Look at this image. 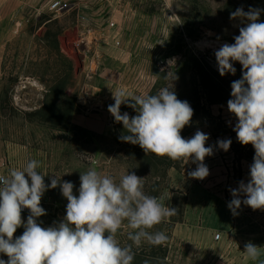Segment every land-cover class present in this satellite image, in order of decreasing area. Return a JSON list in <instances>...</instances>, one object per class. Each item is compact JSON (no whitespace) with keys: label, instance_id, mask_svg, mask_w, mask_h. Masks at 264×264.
I'll return each mask as SVG.
<instances>
[{"label":"rangeland","instance_id":"obj_1","mask_svg":"<svg viewBox=\"0 0 264 264\" xmlns=\"http://www.w3.org/2000/svg\"><path fill=\"white\" fill-rule=\"evenodd\" d=\"M75 3L78 7L71 12H42L10 32L0 75V173L22 169L35 159L38 170L48 174L46 184L56 175L62 182H72L78 195L80 172L95 168L117 182L135 172L144 177L146 194L177 213L149 230L163 231L168 237L159 246L142 242L136 247L128 239L135 230L124 222L116 238L122 247L133 244L132 264H264V210L241 204L238 215H233L228 208L233 198L230 189L238 188L242 180L248 182L255 154L251 144L238 142L233 131L237 119L227 109L231 83L241 78L242 66L236 62L235 75L221 76L214 55L222 44L234 43L233 37L245 26L243 18L232 19L230 14L240 7L258 8L262 10L259 22H264V0ZM81 17L86 18L83 23ZM111 23L115 28L110 30ZM81 31L97 39L87 57L74 51ZM115 40L121 42L120 49L113 47ZM164 87L172 88L194 109L181 135L187 139L197 130L209 135L206 146L213 147V154L204 160L209 175L203 181L188 175L197 166L191 159L186 163L145 154L139 145L119 139L125 130L108 111L114 104L112 91L146 96ZM84 89L90 90L88 100ZM81 98L86 100L84 107ZM97 103L101 109H91ZM129 103L133 101L122 104L120 111L135 116ZM223 139L232 140L228 151L217 146ZM220 197H226L225 204ZM66 205L60 187L49 188L41 200L47 214L38 222L43 227L60 222ZM222 209L237 218L234 228L243 231L240 235L224 233L215 239L213 221L221 217ZM27 217L22 219L26 222ZM23 231L18 228L14 236ZM249 241L259 246L255 259L244 252ZM0 259L8 257L0 253Z\"/></svg>","mask_w":264,"mask_h":264},{"label":"clouds","instance_id":"obj_2","mask_svg":"<svg viewBox=\"0 0 264 264\" xmlns=\"http://www.w3.org/2000/svg\"><path fill=\"white\" fill-rule=\"evenodd\" d=\"M261 9L237 8L230 18H243L245 26L239 28L234 43H224L214 55L221 76L235 75L234 63L242 66V76L231 83V99L227 109L237 122L233 128L241 145L251 144L255 150L249 166V180L239 182L230 189L232 200L228 208L238 215L241 204L253 210H264V22H259ZM114 104L108 111L114 121L122 123L125 130L119 139L139 145L145 154L167 156L174 161L191 159L197 166L188 173L191 178L204 179L209 169L204 164L213 154L206 146L209 135L197 130L190 138L181 131L190 125L194 109L186 100H180L172 88H161L155 95L133 96L124 90L112 91ZM136 110L135 116L121 113V105ZM231 139L217 141V146L228 151ZM39 161L32 159L22 169H11L0 175V253L8 260L0 264H132L133 244L142 242L151 246L164 244L168 237L163 231H149L166 218L176 215L177 209L159 202L158 198L144 192V177L135 172L122 175L117 182L111 175L95 168L80 172L78 195L75 185L61 181L56 175L50 184L45 183L38 169ZM67 174V173H66ZM60 187L66 198V215L53 226L43 227L38 218L46 215L41 206L44 193ZM241 196L244 199H241ZM30 214L26 222L22 210ZM135 230L128 233L133 242L121 246L116 238L124 222ZM23 227V234L14 236ZM244 252L252 259L259 255V246L247 242ZM145 264H148L145 261Z\"/></svg>","mask_w":264,"mask_h":264},{"label":"crops","instance_id":"obj_3","mask_svg":"<svg viewBox=\"0 0 264 264\" xmlns=\"http://www.w3.org/2000/svg\"><path fill=\"white\" fill-rule=\"evenodd\" d=\"M41 2L42 0H0V75L3 72L2 66L6 48L11 42V30H17L18 26H22L24 23H29L32 17H35L36 19L37 16L40 14L39 10L42 4L39 8L37 7ZM13 4L15 5V7H12ZM11 15H15L14 20H11ZM1 133L2 130L0 124V135ZM224 200L226 201V197L219 198V202L221 201L222 204H225ZM218 214L221 215V217L215 218L213 222L215 225L214 228L218 232L217 235H220V239L222 238V236H224V233H227V235L229 236H237L243 232L237 227L234 228V224L237 218H231L230 213L228 211H223L222 209V211L219 210Z\"/></svg>","mask_w":264,"mask_h":264},{"label":"built area","instance_id":"obj_4","mask_svg":"<svg viewBox=\"0 0 264 264\" xmlns=\"http://www.w3.org/2000/svg\"><path fill=\"white\" fill-rule=\"evenodd\" d=\"M76 7H78V4L75 3V0H46L44 2V5L41 6L39 12L40 13L47 12V13L52 14V15H63V14H66L68 12H71ZM85 19L86 18L81 17V22L83 23L85 21ZM114 28H115V23H111L110 26H109V29L111 30V29H114ZM96 40H97L96 38L89 36V33H84L83 31H81V38L75 44L74 51L77 52L78 54H81V55H84L85 57H87L93 51ZM113 47L117 48V49H120L121 48V42L119 40H115L113 42ZM89 94H90V90H86V89L83 90V97L85 99L88 100V95ZM85 99H83V98L80 99L81 100V103H79L80 106H82V107L85 106L84 105L85 102L83 103V101H86ZM101 106L102 105L97 103V104L91 105V109L99 110V109H101ZM0 175H4V174L0 173ZM203 180L204 179H202L201 181H203ZM29 214H30V212H29L28 209L22 210V218L27 216V215H29ZM215 239L219 240L220 239V235H217L215 237Z\"/></svg>","mask_w":264,"mask_h":264}]
</instances>
